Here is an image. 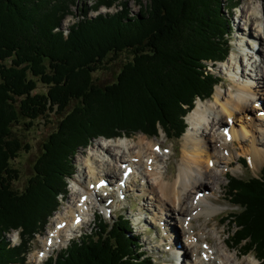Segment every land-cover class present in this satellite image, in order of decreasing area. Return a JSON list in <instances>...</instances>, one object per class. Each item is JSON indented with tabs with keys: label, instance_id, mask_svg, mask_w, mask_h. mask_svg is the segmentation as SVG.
<instances>
[{
	"label": "trees",
	"instance_id": "16d2710c",
	"mask_svg": "<svg viewBox=\"0 0 264 264\" xmlns=\"http://www.w3.org/2000/svg\"><path fill=\"white\" fill-rule=\"evenodd\" d=\"M28 2L0 0V264L25 262L58 206L79 146L98 137L155 136L159 127L169 140L179 138L195 101L210 97L220 80L209 67L225 61L230 48L220 0H150L135 15L124 2L113 13L82 14L65 34L64 15L26 14ZM123 51L131 59L115 80L94 82L92 74ZM38 82L45 91H36ZM47 112L60 117L57 127L18 191L12 161L29 146L13 126ZM226 195L238 207L221 218L231 225L226 245L264 263V166L257 176L227 177ZM12 231L18 244L6 236ZM137 239L123 214L112 222L100 217L43 264H153Z\"/></svg>",
	"mask_w": 264,
	"mask_h": 264
},
{
	"label": "bare ground",
	"instance_id": "6f19581e",
	"mask_svg": "<svg viewBox=\"0 0 264 264\" xmlns=\"http://www.w3.org/2000/svg\"><path fill=\"white\" fill-rule=\"evenodd\" d=\"M252 10L248 15L246 11L240 14L243 19L241 27L246 30L247 34H245L250 36L253 41L262 44V46L255 47L250 39L248 43L251 45V49L263 52L264 25L258 22L261 21L258 12L255 9ZM262 11H264V5ZM250 25L254 26V32L249 31ZM224 63L227 64V69L230 72L229 77L234 83L224 91L216 88L213 100H198L187 115L188 125L183 134L182 154L176 171L168 173L159 165L153 167L155 162L165 161V157L166 160L168 159L166 167L172 162L170 156L167 157L166 154L155 151V147L163 149L161 143H144L139 138L133 145H129L130 138L119 137L113 143L116 150L112 149L109 144L98 143L94 150L88 153V158L84 161L82 159V164L84 163L85 166L78 167L76 180L80 184L83 183L79 189L82 192L79 191L76 194L78 206H69L68 209L60 213L57 212V221L54 220L52 227L47 228L42 248L27 256L28 263H44L54 247L60 248L63 243L73 237L75 230L83 223V212L80 211L85 209L82 206L87 205L93 194L96 198L102 195L99 187V181L102 178L105 179V176H108L110 180L107 178L105 180H108L109 184L116 183L122 180L123 173L128 167L132 168L126 185L117 184L120 193L124 196V192L129 187L128 184L132 186L131 175L138 166L139 172L145 180L146 188H148L138 189L137 196L145 200L142 204L144 209L152 212L156 208L161 213L162 210H167L185 216L186 218L182 220L178 218L181 223L188 217L187 224L184 226L186 231L184 254L191 248L190 251L194 252V256L192 263L185 262L187 264H228L230 256L225 253L222 245H217L215 249L210 246L211 242L208 240V236H202L205 231L194 227L193 220H199L198 218L203 216L205 225H209L210 221L214 220L217 208L210 203L213 200L210 199V196L214 195L215 189L220 188V175L230 166L235 152L250 153L252 155L250 162L264 159V148L262 147L264 144L262 141L264 137L262 135L264 133V68L261 67V64L264 67V52L260 53L258 59L256 58L254 61H251V56L245 61H241L239 56L231 55ZM237 69L240 70V77L243 76L244 80H240L237 76L239 72ZM254 72L256 73L253 74ZM223 124L229 126L227 134L223 131L225 129ZM240 149L241 152H237ZM105 155H108L110 159ZM219 165L222 166V170L216 173L214 169H217ZM85 168L88 173H85ZM102 173L104 177H100ZM93 179L94 186L90 189ZM108 190L109 188L106 187L105 191ZM224 197V194L215 196L213 201L215 203L222 202ZM187 200H194V202L185 206ZM78 211L81 216L77 214ZM158 219H162L161 214ZM213 224L212 228H215L216 222ZM215 232L217 233V231ZM211 249L212 251H209ZM198 250L201 252L199 256L196 253ZM204 254L207 255L203 256ZM246 264H254V261L247 259Z\"/></svg>",
	"mask_w": 264,
	"mask_h": 264
},
{
	"label": "rangeland",
	"instance_id": "374dc122",
	"mask_svg": "<svg viewBox=\"0 0 264 264\" xmlns=\"http://www.w3.org/2000/svg\"><path fill=\"white\" fill-rule=\"evenodd\" d=\"M230 1L231 4H227V0H220L221 12L224 17H227L230 20V48L227 59L231 55H237L239 56L241 61H245V59H247L248 57L250 58L251 56V61H254L256 58L258 59L260 53L263 54L264 51H254L251 49V45L248 43L251 37L246 35V30H243L241 27L243 25V19L241 18L240 14H243L246 11V14L248 15L251 11H253L252 9H255L258 12V16L261 20L258 22H260L261 25H264V11H262L264 0ZM124 2H126L125 7L130 15L137 14L140 9V5L144 6L145 4H150V0H29L25 8L27 10L26 14L29 11L31 14H33V16L37 14L47 15L51 13H53V15H64L61 20V27L66 28L72 23L81 19L82 14H86L87 16L92 17L97 14L113 13L121 9L122 3ZM108 3H110V5H108ZM234 3H236L235 7H233ZM229 6H231V9H228ZM253 28L254 26L250 25L249 31L254 32ZM251 41L253 42V46L255 47L259 45L262 46L261 43L259 44L252 39ZM131 55V53L123 51L114 57L110 56L109 59L105 61V63H103V65L100 66V68L92 74L93 81L100 85L113 82L121 66L123 65V63L131 59ZM225 61L217 64L215 68L209 67L213 74L217 75L220 80L218 84L214 86L213 92L210 97L204 99L205 101L214 99L213 94L216 88L224 91L230 88V85L234 83L233 80L229 77L230 72L229 69H227V64L224 63ZM261 67L264 68L262 64ZM238 70L239 69H237V72ZM255 73L256 72H254L253 74ZM237 76L240 80H244L243 76L240 77V70ZM45 90L46 86L38 82L36 91ZM198 100L200 99H197L195 101L194 106ZM186 117L185 121L187 128L188 123ZM59 118L60 117L56 113L47 112L46 115L38 117L29 126L26 125V119H21L19 124H14L13 131L15 132V135H17L23 141V144H27L29 146L27 150H22L20 155L12 161V165L20 173L19 179L13 182V187L18 191H21L26 187L27 180L33 174L34 163L42 150V144L44 143L48 135L56 129ZM225 124H223V127L225 126V129L229 131V126H226ZM183 134L177 139L169 140L162 128L159 127L156 131L155 136H146L138 132L129 136L128 138H130L129 145H133L139 138H141L144 143H161L163 145V149H158L157 147H155V151L160 154L164 153L167 157L170 156L172 158V162L170 164H167L166 167L168 159L166 160L165 157V161L159 163L155 162L153 167L159 165L163 167V169H166L168 173H170L171 171H176V168L178 166L177 164L179 163L182 154ZM262 135L264 136V133ZM117 138H94L90 142H88L87 145L79 146L75 150L74 155L71 158L72 174L68 175L67 177L65 176L66 186L64 188V192L57 198L58 206L56 210L53 211L52 215L47 218L45 229L36 234L31 241L29 252L26 255V260L23 264H30L27 262V256L36 253L37 250L42 248V242L46 238L47 228L52 227V223L55 222L54 220H56V216L58 215L57 212L60 213L68 209L69 206H78V203L76 202V194L79 191L82 192V190L79 189H81L80 185H82L83 183H78V181L76 180V176L78 174V167L82 168L85 166L84 163L82 164V159L83 161L84 159L86 160L88 158V153H91L98 143L109 144L112 149L116 150L117 148L113 143ZM262 141H264V137L262 138ZM262 147L264 148V144ZM237 152H241V149L237 150ZM251 156L252 155L250 153L247 154V152L240 154L235 152L233 158L231 159L230 166H228L226 168V171L220 175V188L215 189L214 195H211L210 199L214 200L215 196L218 197L222 194H224L225 197L223 201L220 198L222 202L215 203L213 200L211 202L209 201L217 208V211L214 213V220H211L209 225L204 224L203 216L198 218L199 220H193L194 227L205 231V234H202V236H208L207 238L211 242L210 246L215 249L217 245H222V247L225 249V253L230 256V259H228V264H246L247 259H252L254 261V264H264L262 262H259V260L253 253L249 252L245 255H241L240 252L235 249H230L226 245V241L228 240V231L231 229V225L228 220L223 221L225 219L224 217H226L227 215V217H229L231 213H235L238 210V207H234L227 198V177L233 176L239 178H248L251 176H257L260 172V169L264 166V159L261 161L250 162ZM105 157L110 159L108 155H105ZM120 165L123 164L120 163ZM136 168L137 170L134 169V173L131 175L133 179L132 186L128 184V188L130 189L127 188V190L124 192V196L120 193L121 191L119 190L117 184H121V186H124L126 185L127 179L125 181L119 180L116 183L109 184L108 180L105 179L107 178L110 180V178L108 176H105V179L102 178L99 181V187L101 189L100 192L102 193V195H99L96 198L93 194L91 196V200H88L89 202L87 203V205L84 207L82 206V208L85 209L80 211L83 212V223L79 226V228L75 230L71 239H75L84 232H89L91 230V227L94 226L95 223L99 222L100 217L106 222H112L113 220L117 219L118 215L123 214L130 222L132 233L138 237L137 240L139 245H141V249L147 254V256L151 258L153 264H187L185 261H189L192 263L194 252L190 251L191 248H187V253L184 254V247L186 248V240L184 236L186 231L184 226L187 224L188 217L186 220H184L183 223H181L180 221L183 218H186L185 216L171 213L167 210H162L161 213L156 208H154L152 212L150 210L144 209L142 204L145 200L144 198H140V196H137L139 194L138 189L148 188H146L145 180L142 178V175L139 172L140 168L138 166H136ZM221 170V165H219L217 169H214L216 173L221 172ZM86 172L87 169L85 168V173ZM100 175H102L100 177H104L103 173ZM94 179L91 180L90 189H92L94 186L92 182L94 181ZM106 187L109 188L107 192L105 191ZM149 195L150 194L148 193V196ZM192 202H194V200H187L185 206H189V204H191ZM78 213L79 211L77 212V214ZM160 214L162 216L161 220L158 219ZM178 218H181V220L179 221ZM221 218H223L222 221L220 220ZM215 222L216 230H214L215 228H212V224ZM214 231H217V233L215 232V234ZM6 236L12 244H18L20 242L18 231H12ZM70 240L66 243H63L60 248L54 247V250L50 252L49 256L55 254L62 248H65ZM209 251H212V249ZM196 253L199 256L201 252L198 250ZM205 255L207 254H204L203 256Z\"/></svg>",
	"mask_w": 264,
	"mask_h": 264
}]
</instances>
